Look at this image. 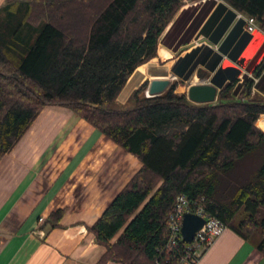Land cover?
I'll use <instances>...</instances> for the list:
<instances>
[{
  "label": "trees",
  "instance_id": "1",
  "mask_svg": "<svg viewBox=\"0 0 264 264\" xmlns=\"http://www.w3.org/2000/svg\"><path fill=\"white\" fill-rule=\"evenodd\" d=\"M224 1L264 32V0ZM181 6L5 0L0 7V160L45 107L60 106L141 163L88 228L105 248L98 264H173L182 249L168 252L165 245L181 195L201 202L264 256V98L251 96L253 81L237 95L234 82L226 84L208 104L175 93L176 84L141 97L145 83L131 94L130 108L116 104L135 70L156 57L158 39ZM263 69L264 59L254 74ZM63 215L52 212L46 222L56 227Z\"/></svg>",
  "mask_w": 264,
  "mask_h": 264
},
{
  "label": "crops",
  "instance_id": "2",
  "mask_svg": "<svg viewBox=\"0 0 264 264\" xmlns=\"http://www.w3.org/2000/svg\"><path fill=\"white\" fill-rule=\"evenodd\" d=\"M246 18L224 0L182 5L158 39L156 57L135 70L116 104L130 108L135 90L172 76L178 94L194 84L219 91L234 82L237 95L251 79V96L264 98V69L254 74L264 59V32H248ZM140 168L71 110L45 107L0 160V264H98L105 248L88 228ZM57 210L64 215L51 227L47 218ZM198 264H264V256L226 229Z\"/></svg>",
  "mask_w": 264,
  "mask_h": 264
},
{
  "label": "built area",
  "instance_id": "3",
  "mask_svg": "<svg viewBox=\"0 0 264 264\" xmlns=\"http://www.w3.org/2000/svg\"><path fill=\"white\" fill-rule=\"evenodd\" d=\"M246 30L255 32L259 30L256 21L252 17L246 18ZM176 77L172 76L170 80ZM190 213L201 217L204 224L195 234L192 242L186 243L181 236V227L183 215ZM42 221V219H39ZM169 234L165 245V250L174 252V249L180 246L182 253L177 257L173 264H198L206 251L216 242V240L226 231V226L215 215L208 213L201 202H190L183 195L177 197L174 211L170 216ZM42 234V233H41ZM181 243L184 246H181ZM156 264H172L169 260L161 263L155 259Z\"/></svg>",
  "mask_w": 264,
  "mask_h": 264
},
{
  "label": "water",
  "instance_id": "4",
  "mask_svg": "<svg viewBox=\"0 0 264 264\" xmlns=\"http://www.w3.org/2000/svg\"><path fill=\"white\" fill-rule=\"evenodd\" d=\"M172 85L170 79L151 80L145 90V97H155L165 93ZM218 89L212 84L199 83L190 85L186 98L194 104L214 103L217 100ZM204 224V220L196 215L185 213L183 215L181 236L186 243H191L197 231Z\"/></svg>",
  "mask_w": 264,
  "mask_h": 264
},
{
  "label": "rangeland",
  "instance_id": "5",
  "mask_svg": "<svg viewBox=\"0 0 264 264\" xmlns=\"http://www.w3.org/2000/svg\"><path fill=\"white\" fill-rule=\"evenodd\" d=\"M196 1H198V0H182V5H187V4H191L192 2H196ZM156 72V71H155ZM172 82V84H176V89L179 87V85L177 84V79H174V80H172L171 81ZM130 89H131V87L129 86V88L127 89V92L126 93H124V94H127L129 91H130ZM178 93L180 92V89L179 90H176ZM175 91V93H177ZM177 93V94H178ZM179 95H181V94H179ZM140 96L141 97H143V96H145V91H143L141 94H140ZM124 108V107H123ZM125 108H127V107H125ZM264 116V115H263ZM261 117V116H260ZM259 117V118H260ZM259 128V127H258ZM264 132V131H263ZM238 220V219H237ZM237 220H236V222H237ZM235 222V223H236Z\"/></svg>",
  "mask_w": 264,
  "mask_h": 264
}]
</instances>
